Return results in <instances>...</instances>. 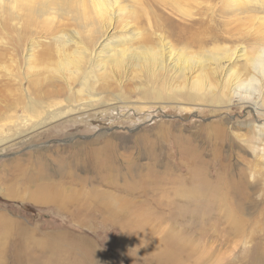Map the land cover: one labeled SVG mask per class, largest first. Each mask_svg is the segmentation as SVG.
Segmentation results:
<instances>
[{
    "label": "rangeland",
    "instance_id": "obj_1",
    "mask_svg": "<svg viewBox=\"0 0 264 264\" xmlns=\"http://www.w3.org/2000/svg\"><path fill=\"white\" fill-rule=\"evenodd\" d=\"M176 4L163 10L174 33L181 25L186 35L191 19L185 14H192L226 37L219 48L244 53L213 66L222 53L210 45L196 60L204 67L178 73L143 63L111 66L93 74V88L103 94L95 108L72 111L66 108L72 101L55 98L63 102L62 114L44 122L36 107L39 115L26 120L33 130L0 153V216L24 228L27 252L38 253L44 241L42 246L68 251L71 264H246L252 245L263 238L264 222L257 226L253 215L264 213V75H257L251 60L258 21L220 13L221 0L182 4L183 16ZM21 37L19 26L9 34L0 29L6 54L0 65V136L13 135L12 116L24 114L17 104H24V88L44 100L48 90L65 89L64 68L43 72L25 63ZM47 75L52 79L45 82ZM252 75L258 82L248 91L256 94L234 97V84ZM77 87L70 86L80 97ZM16 177L21 181L13 184ZM46 186L47 201L14 194L25 187L36 194ZM10 239L3 245L6 264L19 249ZM168 249L178 254L169 263Z\"/></svg>",
    "mask_w": 264,
    "mask_h": 264
},
{
    "label": "bare ground",
    "instance_id": "obj_2",
    "mask_svg": "<svg viewBox=\"0 0 264 264\" xmlns=\"http://www.w3.org/2000/svg\"><path fill=\"white\" fill-rule=\"evenodd\" d=\"M179 1L180 7L179 4H176L175 7L180 8V15L183 16L185 13L182 4L190 3L192 0H0V29L8 34L18 26L24 30V39L21 37L18 43L24 42L25 63L29 61L40 65L43 72L54 67L64 68L65 71L64 77H62L65 89L59 87L55 90H48L44 97L45 100L33 99L27 95V88H24V104L20 100L17 102L19 105L22 104L24 114L12 116L8 128L14 130V134L0 136V153L6 151V148L12 144L10 143L12 140L23 141V136L33 130L27 126L26 120L39 115V112H36V107L41 109V114L45 116L44 122L60 116L62 113L58 107L63 102H57L55 98H63L60 101L64 102L72 101V104L66 103L68 110L71 108L72 111L95 108V104L100 103L101 98H103V94L99 95L100 93L92 85L94 82L92 77L96 71H105L111 66L127 67L136 63L147 64V67L155 66L167 71L173 70L177 73L184 70L191 71L194 67L205 66V64L200 65L196 60L202 54L210 51V48L208 49L210 45H213L212 49L222 53H219L221 56L219 59H214L213 66H218L221 63L226 65L234 52L237 56L244 53L243 49L235 51L236 47L232 51H224L219 48L216 44L226 40V37L218 33L212 25H206L205 19L193 18L192 14H185V18L187 16L191 19L187 25H184L185 30H187L186 35L180 31L181 25L176 27L178 34L174 33L173 28L175 26L172 28V21L163 14V10L171 7L173 10V6ZM145 7H150V11L146 12ZM219 12L224 15H231L235 21L250 22L257 19L259 29L252 36V40H254L252 53L254 55L251 60L253 59L255 67L259 68L257 75H264V0H221ZM223 31L231 32V27ZM179 32H182V35ZM228 34L231 35V39H234L231 33ZM40 36L44 37L45 40L48 39V41L43 42V39L39 38ZM58 40H61L62 43L57 50V55H55L52 52V47L53 42H58ZM5 55L0 51V65ZM59 68L58 71L61 75ZM49 78L50 76L47 75L44 81L48 82L52 79ZM255 81L258 82L257 78L252 75L246 83H235L233 87L234 97L245 100L248 99L247 97L256 94V92L248 91V88ZM75 82L78 85L80 97L71 91L70 86ZM20 181L19 177L12 178L13 184ZM15 190L17 189L15 188ZM27 190L25 187L24 191L21 189V192L19 190L14 194H17V198H29L32 202L38 201L39 196L40 199L47 201L46 195H44L48 193L47 186L42 187L36 194L29 193ZM106 203L108 204L107 201ZM83 206L86 207V205ZM81 209H79L80 212ZM104 209L106 210V208ZM113 212L115 211L113 210ZM253 215H256L257 226L264 222V213ZM15 228H19V232H15ZM13 233L14 235H12ZM24 233V228L17 227L16 223L14 224L8 218L0 216V264L7 263L3 259V245L8 237L9 239L12 238L10 240L19 247L13 255L14 262L12 264H56L55 262L57 264H71L70 256L66 253L68 251L52 243L42 246L44 241L40 242L37 244L38 253L27 252V240ZM262 237L256 244L252 245L254 249L247 253L246 264H264V236ZM36 242L38 243V240ZM247 247H250V244H247ZM164 249L166 250V246ZM170 249L167 250L166 254L169 256L165 258L164 262L169 263L168 258L173 261V258L178 256L174 249Z\"/></svg>",
    "mask_w": 264,
    "mask_h": 264
}]
</instances>
